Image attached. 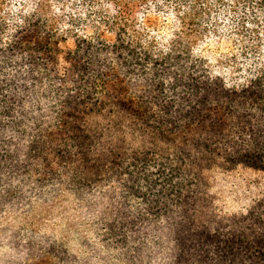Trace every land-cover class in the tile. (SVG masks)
<instances>
[{
  "label": "trees",
  "instance_id": "trees-1",
  "mask_svg": "<svg viewBox=\"0 0 264 264\" xmlns=\"http://www.w3.org/2000/svg\"><path fill=\"white\" fill-rule=\"evenodd\" d=\"M227 1L241 50L205 53ZM244 172L264 175V0H0V199L101 189L138 261L264 264V182L235 211L215 191Z\"/></svg>",
  "mask_w": 264,
  "mask_h": 264
},
{
  "label": "rangeland",
  "instance_id": "rangeland-1",
  "mask_svg": "<svg viewBox=\"0 0 264 264\" xmlns=\"http://www.w3.org/2000/svg\"><path fill=\"white\" fill-rule=\"evenodd\" d=\"M171 4L166 5L164 14L148 15L146 26L171 23L166 16ZM230 9L227 1L216 16L217 23L223 27L219 34L227 40L205 43L202 48L205 53L230 55L241 50L240 43L234 42L231 29L227 28L237 20ZM257 17L263 18L258 12ZM257 57L258 52L252 59ZM218 63L214 61L212 66ZM137 143L140 145V139ZM244 178L264 182V175L255 172H244L237 178H219L215 191L225 209L238 210L254 195L244 188ZM15 185L19 189L13 185V191L19 190L18 193H10L7 200L0 199V264H163L169 256V249L150 247L138 261L132 248L118 243L105 225L107 213L114 205L102 195L101 189L70 194L66 202L59 203L54 202L53 187Z\"/></svg>",
  "mask_w": 264,
  "mask_h": 264
}]
</instances>
